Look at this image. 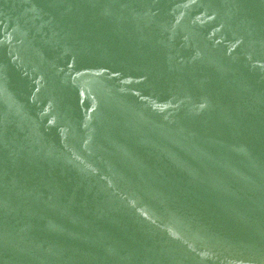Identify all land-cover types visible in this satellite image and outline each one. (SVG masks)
Listing matches in <instances>:
<instances>
[{"label":"water","instance_id":"95a60500","mask_svg":"<svg viewBox=\"0 0 264 264\" xmlns=\"http://www.w3.org/2000/svg\"><path fill=\"white\" fill-rule=\"evenodd\" d=\"M0 264H264V0H0Z\"/></svg>","mask_w":264,"mask_h":264}]
</instances>
